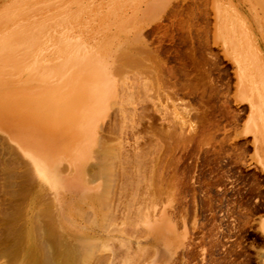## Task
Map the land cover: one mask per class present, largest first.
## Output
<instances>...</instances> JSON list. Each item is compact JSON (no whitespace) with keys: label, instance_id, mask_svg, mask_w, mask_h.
I'll return each mask as SVG.
<instances>
[{"label":"rangeland","instance_id":"obj_1","mask_svg":"<svg viewBox=\"0 0 264 264\" xmlns=\"http://www.w3.org/2000/svg\"><path fill=\"white\" fill-rule=\"evenodd\" d=\"M79 75L80 89L106 96L94 111L87 96L83 121L67 113L66 138L33 112L0 117L13 135L35 130L61 177L69 158L85 155V181L53 191L0 131V167L17 171L3 185L9 172L0 168V216H16L20 238L36 243L28 230L53 220L58 238L95 249L101 259L87 255L90 264H264V0H0V89L65 91ZM3 247L0 264H31Z\"/></svg>","mask_w":264,"mask_h":264},{"label":"bare ground","instance_id":"obj_2","mask_svg":"<svg viewBox=\"0 0 264 264\" xmlns=\"http://www.w3.org/2000/svg\"><path fill=\"white\" fill-rule=\"evenodd\" d=\"M182 40V42L184 41L183 39H181ZM184 42H186V41H184ZM185 44V43H184ZM189 50L188 51H190V48H188ZM187 51V52H188ZM192 51H194L193 49H192ZM128 52V51H127ZM186 52V53H187ZM195 52V51H194ZM183 52H181V53H179L180 55L179 56H182L183 54H182ZM184 53H185V51H184ZM190 53V52H189ZM189 53H187V57H191L192 55H191V53L189 54ZM182 54V55H181ZM191 55V56H189V55ZM200 54H202V52L201 53H199L198 55H200ZM129 55H132V54H128V56ZM135 56H136V54H135ZM184 56H185V54H184ZM200 56H202V55H200ZM124 58L125 57H127V55L125 56H123ZM192 57H195V56H192ZM198 58H201V57H199V56H197ZM128 58V57H127ZM184 58V57H183ZM198 58H193L192 60H194L195 59V61L197 62V60H198ZM203 58V57H202ZM201 58V59H202ZM205 58V57H204ZM133 59H135V58H133ZM161 59V58H160ZM182 59V58H181ZM185 59H187L188 60V64L187 65H189L190 64V60L191 59H188V58H185ZM129 60H130V58H129ZM128 60V61H129ZM191 60V61H192ZM137 61V60H136ZM141 61V60H140ZM186 61V60H185ZM199 61L200 60H198V63H199ZM159 62V61H158ZM195 62V63H196ZM203 62V61H202ZM206 62H208V61H206ZM206 62H205V64H206ZM138 63V62H137ZM204 63V62H203ZM186 64V63H185ZM205 64H203V65H205ZM141 64H140V62H139V66H140ZM162 65V64H161ZM161 65H159V66H161ZM163 65H164V63H163ZM193 65H195L194 64V61L192 62V67H193ZM196 65H197V63H196ZM201 65V64H200ZM186 66V65H185ZM190 66V65H189ZM198 66H195L194 68L196 69ZM201 67H202V65H201ZM161 68H162V66H161ZM193 68V69H194ZM189 70H193V69H191V68H188ZM188 69H187V72H188ZM181 71V70H180ZM177 72H175V74H176ZM180 74H182V76L184 75L182 72H180ZM157 75V74H156ZM162 75V74H161ZM174 75V74H173ZM80 76V78H78V80H77V82H75L74 84H72V86H70L68 89H66L65 91H62V90H56V91H49V90H43V89H33V90H30V91H22V92H13V91H6V90H4V89H0V117L2 116L3 117V115H6V116H8V117H11L10 115H11V113H19V111H25L26 112V117H28L30 120H32V112H33V115H38V116H40L41 118H44V119H46V121H48V122H52V123H54V125L57 127V131L60 133V134H62L64 137L65 136H67L68 135V129H69V126L66 124V122H68V117H67V113H71L74 109H77V110H79V115L78 116H76V118L77 117H79L80 116V118L82 119V121H83V119H84V116H83V114H82V112H81V110H80V108H81V106H82V104H84V103H86V104H88L89 103V100H87L88 99V97L87 96H90L89 98H91V95H92V102H95V103H92L91 101V103H90V105H92V106H88L87 105V107H88V109H90V108H92L94 105L93 104H98V103H101V101H102V98L103 99H105L104 98V96H106V94H104V92H105V90H104V88H102L101 89V86L102 85H99V83H97L96 85H94V88H99V89H101V90H98L97 92H96V89H93V90H87V92H86V89H84L85 91H83L82 89H80L78 86V81H79V83H82V82H84V80H81L83 77H81V75H79ZM83 76V75H82ZM154 76L152 75V78H153ZM159 77H160V74H159ZM158 76H157V78H159ZM196 77H198L197 75H196ZM210 77V76H209ZM156 78V79H157ZM154 79V78H153ZM187 79H189L188 78V73H187ZM173 81V80H172ZM190 81V80H189ZM193 83V87H194V82L193 81H191V84ZM77 85V86H76ZM165 85V84H164ZM167 85V84H166ZM165 85V86H166ZM76 86V87H75ZM66 87V86H65ZM102 87H104V86H102ZM171 88V87H170ZM173 89V88H172ZM103 90V92H101ZM169 90H171V89H169ZM20 91V90H19ZM89 94V95H88ZM103 94V95H102ZM174 94V93H173ZM173 96H175V94L173 95ZM176 98V97H175ZM86 100L88 101V102H86ZM85 104V105H86ZM6 107H5V106ZM99 105V104H98ZM9 108H8V107ZM96 107H97V105H95ZM96 107H95V109H96ZM183 107H185V106H183ZM94 108V107H93ZM94 109V110H95ZM185 109V108H184ZM189 109H193V108H189ZM189 109H187V111L189 110ZM196 109V108H195ZM87 110V109H86ZM93 109H90V111H94ZM143 110H145V109H143ZM143 110H142V112H143ZM176 110V109H175ZM194 110V109H193ZM84 111V110H83ZM88 111V110H87ZM85 111V117H87L86 119L87 120H89L90 119V117L89 116H92V115H90V111ZM196 111V110H195ZM206 111L207 110H205V109H203V112L204 113H206ZM86 112H87V114H86ZM100 112V111H99ZM191 112V111H190ZM197 112V111H196ZM73 113V112H72ZM77 113V112H76ZM94 112H92V114H93ZM198 113V112H197ZM201 113V112H200ZM204 113H202V114H204ZM29 114V115H28ZM101 114V113H100ZM165 114V113H164ZM187 114H189V113H187ZM195 114V112L193 113V114H191V115H194ZM198 115V114H197ZM197 115H195V117L197 116ZM205 117V116H204ZM203 117V120H204V124H205V121L206 122H208L207 120V118L205 117L204 118ZM61 118V119H60ZM89 118V119H88ZM80 119V120H81ZM73 121V120H72ZM75 121V120H74ZM179 121V120H178ZM184 121V120H183ZM187 121V120H186ZM188 121H189V117H188ZM187 121V122H188ZM198 121L199 122H201L202 120H201V118H199L198 119ZM256 120H254L253 119V122H255ZM76 122V121H75ZM172 122V121H171ZM203 122V121H202ZM201 122V125L203 124ZM257 122V121H256ZM255 122V124H257L258 125V123H256ZM69 123V122H68ZM78 123V122H77ZM197 123V122H196ZM69 124H71V123H69ZM89 124V123H88ZM175 124V123H174ZM186 124V123H185ZM71 125H73V122H72V124ZM134 125V124H133ZM194 125V124H193ZM207 125V124H206ZM257 125H255V126H257ZM81 130H83V131H85V128H84V126H83V123H82V126L80 125H77ZM177 126V125H176ZM183 126V125H182ZM198 126H199V124H198ZM260 126V125H259ZM172 127V126H171ZM181 127V126H180ZM188 127V126H187ZM258 127V126H257ZM182 128H184V127H182ZM182 128H180L181 129V133H182ZM193 128V127H192ZM76 129V126L74 125L73 126V130H75ZM179 129V130H180ZM203 129V128H202ZM205 129H206V127H205ZM81 130H80V132H81ZM172 130H174V129H172ZM178 130V129H177ZM197 130H199V129H197ZM0 131H3L4 133H5V135H6V137H7V139H9V140H11V141H13L14 143H15V145H16V147H15V149L20 153H18V152H16L17 154H19L20 155V157L22 156V157H24V158H26V160H24V164L25 163H27V161L30 163V165H31V170L33 171V172H31L32 174L31 175H36L43 183H45L46 185H48L53 191H60V189L62 188V186H64V187H67V186H69V184H76V182L77 183H79V180H81V182L83 183L84 181H85V178H84V172H83V166H84V161L83 160H81V159H84V157H85V155L84 154H81L80 155V153L79 154H77L74 158L72 157V159L71 158H69V160H68V162H69V172H68V174L67 175H65V176H60V175H58L57 174V172L56 171H54L53 170V160L51 159V154H50V149L48 148V146L45 144V142H39V139L40 138H38V134H37V132L35 131V130H32V132H31V134H30V136L29 135H25L26 133H24V132H21L20 134H18V133H15L16 135H13L14 133H13V131H12V129L8 126V125H6V127H4L3 126V123L0 121ZM34 131V132H33ZM78 131V128L76 129V132ZM188 131H190V129L188 130ZM200 131V130H199ZM198 131V132H199ZM202 131V130H201ZM200 131V132H201ZM264 131V130H263ZM175 133H176V131H174ZM174 132L172 131H170V133H173L174 134ZM184 132V131H183ZM186 132V131H185ZM191 132H192V130H191ZM190 132V133H191ZM195 132V131H194ZM197 132V135L199 134ZM203 132V131H202ZM201 132V133H202ZM204 132H206V131H204ZM78 133V132H77ZM179 133V132H178ZM177 134L178 136L176 137L177 139H179V138H181L182 137V134ZM187 133V132H186ZM169 135V136H171V138L173 137V136H176L175 134L174 135ZM180 135H181V137H180ZM200 135V134H199ZM28 136H29V138H28ZM78 136H79V134H78ZM85 137H86V135H84ZM263 136V135H262ZM40 137V136H39ZM80 137V136H79ZM141 137V136H140ZM188 136H184V137H182V138H184V139H186ZM204 137H205V135H204ZM204 137H203V139H204ZM66 138V137H65ZM87 138V137H86ZM155 138V137H154ZM170 138V137H169ZM181 138V139H182ZM30 139V140H29ZM83 139V138H82ZM164 139V138H163ZM180 139V140H181ZM184 139H182V140H184ZM188 139V138H187ZM187 139H186V141H187ZM191 139V138H190ZM188 140V141H191V140ZM4 140V139H3ZM85 140V139H84ZM169 140V139H168ZM179 140V141H180ZM175 141H177V142H179L178 140H175ZM185 141V140H184ZM85 142V141H84ZM159 142H160V140H159ZM103 143V142H102ZM174 143V142H173ZM181 143H183V142H181ZM189 143V142H188ZM168 144V143H167ZM185 144V143H184ZM170 145V144H169ZM175 145V144H174ZM3 148H4V146H2ZM1 146H0V148H2ZM6 147V146H5ZM10 147V146H9ZM9 147H7V148H9ZM166 147V146H165ZM168 147V146H167ZM171 147V146H170ZM5 149V148H4ZM10 149H11V147H10ZM108 150V149H107ZM107 150H106V152H107ZM145 150V149H144ZM4 151V150H3ZM7 151H8V149H7ZM11 151V150H10ZM9 151V152H10ZM53 151V150H52ZM60 151V150H59ZM87 151V150H86ZM91 151V150H90ZM165 151V150H164ZM4 152H6V151H4ZM7 153V152H6ZM57 153H59V152H57ZM56 153V154H57ZM8 154V153H7ZM54 154V153H53ZM108 154H109V152H108ZM119 154V153H118ZM9 155H11V154H9ZM8 155V156H9ZM94 155V154H93ZM115 155V154H114ZM15 156V155H14ZM104 156V155H103ZM132 156V155H131ZM138 156V155H137ZM163 156V155H162ZM5 157V156H4ZM10 157H12V155L10 156ZM18 156H16V158H17ZM21 157V158H22ZM93 156L91 155V158H92ZM16 158H14L15 160H16ZM21 158H20V160H21ZM103 158V157H102ZM116 158V157H115ZM136 158V157H135ZM10 159V158H9ZM23 159V158H22ZM121 159V161L122 162H124L122 159L123 158H120ZM120 159H119V161H120ZM138 159H140V157H138ZM156 159V158H155ZM12 160V159H11ZM18 162H19V157H18ZM95 160V159H94ZM100 160V159H99ZM115 160V159H114ZM118 160V159H117ZM23 161V160H22ZM21 161V162H22ZM105 161V160H104ZM120 161V162H121ZM139 161V160H138ZM8 162L10 163V161L8 160ZM92 162V161H91ZM96 161H94V163H95ZM98 162H100V161H98ZM121 162V163H122ZM137 162V161H136ZM15 163V162H14ZM94 163H93V165H94ZM120 163V165H123V164H121ZM140 163H141V161H140ZM1 164V163H0ZM4 164H5V162H4ZM4 164H2V166H5ZM12 164V166H15V164H13V163H11ZM56 164V163H55ZM96 164V163H95ZM100 164V163H99ZM102 164V163H101ZM104 164V163H103ZM124 164H125V162H124ZM127 164V163H126ZM131 163H129V165H130ZM162 164V163H161ZM18 165V164H17ZM23 165V164H22ZM170 165V164H169ZM1 166V167H2ZM25 166L26 167H28V164H25ZM126 166V165H125ZM128 166V165H127ZM0 167V168H1ZM8 167V166H7ZM9 167H11V166H9ZM8 167V168H9ZM23 167H24V165H23ZM96 167H98V166H96ZM111 167V166H110ZM113 167V166H112ZM133 167V166H132ZM2 168H4V167H2ZM1 168V169H2ZM15 167H13V168H11V171H13L12 169H14ZM93 168V167H92ZM122 168L124 169V167L122 166ZM122 168H121V170H122ZM167 168V167H166ZM1 169H0V171H1ZM10 169V168H9ZM18 169V168H17ZM21 169V168H20ZM29 169V168H28ZM86 169V168H85ZM99 169V168H98ZM100 169H101V167H100ZM115 169V168H114ZM125 169H127V168H125ZM156 169V172H157V168H155ZM155 169H154V171H155ZM3 170H5L6 171V169L4 168ZM3 170H2V172H0V173H3ZM16 170V169H15ZM27 170V169H26ZM26 170H24L25 171V176H26V178H27V176H29L30 174H29V170H27V172H26ZM97 170V169H96ZM103 170H104V165H103V168L101 169V172L103 173ZM112 170V169H111ZM121 170L119 169V171L118 172H121ZM131 170V169H130ZM61 171V170H60ZM91 171H93V169L91 170ZM104 171H106V170H104ZM123 171V170H122ZM135 171V170H134ZM139 171V170H138ZM154 171H153V174L154 175H152V177L153 176H156L155 175V173H154ZM7 172H9V176H8V179L6 180V183H4L2 180L0 181V184H2L1 182H3L4 184L3 185H5V184H7V181L10 179V177L12 176V177H14V176H16V172H12V173H10V170H7L5 173L7 174ZM99 172H100V170H99ZM108 172V171H107ZM109 172H110V170H109ZM113 172V171H112ZM162 172V171H161ZM14 173V175H10V174H13ZM34 173V174H33ZM90 173V172H89ZM98 173V172H97ZM123 173V172H122ZM125 173V172H124ZM123 173V174H124ZM4 174V173H3ZM18 174V173H17ZM29 174V175H28ZM93 174H94V172H93ZM96 174V173H95ZM105 174V173H104ZM107 174V173H106ZM106 174H105V176H106ZM120 174V173H119ZM126 174V173H125ZM143 174V173H142ZM157 174V173H156ZM160 174V170L158 171V175ZM172 174V173H171ZM2 175V174H1ZM5 175V174H4ZM3 175V178L5 177ZM31 175H30V177H31ZM126 175H128V172H127V174ZM130 175V174H129ZM161 175V174H160ZM18 177H19V174L17 175ZM94 176V175H93ZM143 176V175H142ZM142 176H140L141 178H143V180H144V176L142 177ZM172 175H170V177H171ZM7 177V176H6ZM6 177H5V179H6ZM11 177V178H12ZM34 176H32L31 178H33ZM119 177V176H118ZM121 177V176H120ZM123 177V176H122ZM148 177V176H147ZM147 177H145V178H147ZM150 177V176H149ZM151 177V178H152ZM100 178V177H99ZM111 178H113V175H112V177ZM157 178V177H156ZM177 178V177H176ZM13 179V178H12ZM131 179V178H130ZM171 179H173V178H171ZM108 180H110V179H108ZM117 180V179H116ZM120 180V179H119ZM122 180V179H121ZM126 180L127 179H124V181L126 182ZM150 180V179H149ZM160 180V179H159ZM166 180V179H165ZM175 180V179H174ZM11 181V180H10ZM21 182L20 183H25V182H22V180H20ZM131 181V180H130ZM129 181V182H130ZM146 181V180H145ZM144 181V182H145ZM151 181V183H152V180H150ZM153 181H154V179H153ZM161 181V180H160ZM167 181V180H166ZM178 181V180H177ZM9 182V181H8ZM111 182H114V179H113V181H111ZM125 182L123 183V184H125ZM127 182H128V180H127ZM132 182H135V181H132ZM131 182V184H133ZM147 182H148V180H147ZM146 182V183H147ZM158 182V181H157ZM170 182H173V180L171 181H169V183ZM175 182V181H174ZM15 183V182H14ZM19 183V185H21ZM122 183V182H121ZM150 183V182H149ZM154 183V182H153ZM156 183V182H155ZM177 183V182H176ZM8 184H10V183H8ZM26 184H28V183H26ZM130 184V185H131ZM168 184V183H167ZM171 185H173L172 183H170ZM11 185V184H10ZM14 185V184H13ZM18 185V184H17ZM107 185V183L104 185V186H106ZM113 185V184H112ZM112 185H111V187H112ZM130 185H128V183H127V187H129ZM134 185H136V184H134ZM174 185H175V183H174ZM16 186V185H15ZM125 186V185H124ZM148 186V185H147ZM160 186V185H159ZM165 186V185H164ZM168 186H170V185H168ZM19 187V186H18ZM22 185H21V190H23L24 189V187H23V189H22ZM137 187V186H136ZM175 187V186H174ZM14 188V187H13ZM108 188V187H107ZM121 188V187H120ZM125 188V187H124ZM130 188V187H129ZM128 188V189H129ZM133 188H134V186H133ZM132 187H131V189H133ZM147 188V187H146ZM149 188V187H148ZM162 188V187H161ZM170 188V187H169ZM18 189V188H17ZM19 189V190H20ZM104 189H105V187H104ZM126 189V188H125ZM131 189H130V191H131ZM164 189V188H163ZM174 189V188H173ZM121 190V189H120ZM127 190V189H126ZM145 190V189H144ZM149 190V189H148ZM170 190V189H169ZM107 191V190H106ZM122 191V190H121ZM124 191V190H123ZM150 191H151V189H150ZM163 191H165V190H163ZM3 192V191H2ZM2 192L0 191V193H1V195H2ZM12 192H14L13 190H12ZM4 193V192H3ZM15 193V192H14ZM117 193V192H116ZM121 193V192H120ZM131 193H133V191L131 192ZM137 193V192H136ZM151 193H152V191H151ZM11 193H9V195H10ZM16 194V193H15ZM124 194H125V192H124ZM135 194V193H134ZM143 194V193H142ZM156 194V193H155ZM7 195H8V193H7ZM9 195H8V197H9ZM14 194L12 193V196H13ZM119 195V194H118ZM121 195V194H120ZM171 195V194H170ZM173 195V194H172ZM4 196V195H3ZM11 196V195H10ZM14 196H17V195H14ZM13 196V197H14ZM142 196H144V195H142ZM18 197V196H17ZM17 197H15V198H17ZM20 197V196H19ZM17 198V199H22L21 197L20 198ZM116 198V197H115ZM141 198H144V197H141ZM146 198V197H145ZM155 198V197H154ZM1 199H3L2 197H1ZM16 199V200H17ZM118 199V198H117ZM134 199V198H133ZM132 199V200H133ZM148 199H149V197H148ZM11 200H12V197H11ZM107 199H105V201H106ZM119 200V199H118ZM145 200V199H144ZM144 200H142V201H144ZM152 200V199H151ZM15 201V200H14ZM19 201V200H18ZM148 201H150V199L148 200ZM155 201V200H154ZM1 202H2V200H1ZM16 202V201H15ZM15 202H13L12 201V205H14L15 204ZM21 201H19V203H20ZM117 203H118V201H116ZM115 202V203H116ZM120 202V201H119ZM19 203H17L16 202V204L18 205ZM107 203V202H106ZM112 203V202H111ZM116 203V204H117ZM121 203V202H120ZM147 203V202H146ZM150 203V202H149ZM4 204V203H3ZM16 204L14 205V206H16ZM145 204V203H144ZM21 205V204H20ZM148 205V204H147ZM147 205H144V206H146V207H149V206H147ZM116 206V205H115ZM120 206V205H119ZM152 206V205H151ZM154 206H155V204H154ZM4 207V206H3ZM3 207H2V209H3ZM18 208V210H21L22 211V209H19V207H17L16 206V209ZM20 208H22V206L20 207ZM54 208V207H53ZM105 208V207H104ZM119 208V207H118ZM143 208H145V207H143ZM167 208V207H166ZM139 209L141 210V208L139 207ZM0 210H1V208H0ZM6 210V209H5ZM49 210V209H48ZM51 210V209H50ZM146 210V209H145ZM144 210V211H145ZM152 210V209H151ZM148 211H150V210H148ZM148 211H146V212H148ZM6 212V211H5ZM109 212V211H108ZM111 212H116V211H111ZM140 212L141 211H139V214H138V216H140L141 214H140ZM156 212V211H155ZM157 212H158V210H157ZM2 213H4L3 211H2ZM46 213H47V211H46ZM48 213H49V211H48ZM141 213H143L142 215L144 216V217H147L145 214H144V212H143V210H142V212ZM52 215L53 213H52V211H51V213H49L48 214V216L49 215ZM112 214V213H111ZM114 214V213H113ZM113 214H112V216H113ZM148 214V213H147ZM149 214H151L152 215V213H149ZM2 215H5V214H2ZM2 215L0 216V217H2ZM40 215V214H39ZM51 215L49 216V222L52 220V219H54V220H56V218H55V216L52 218L51 217ZM141 215V216H142ZM155 215V214H154ZM157 215V214H156ZM45 216V215H44ZM106 216V215H105ZM109 216V215H108ZM111 216V215H110ZM140 216V217H141ZM149 216V215H148ZM7 216L5 215V216H3V218H4V220L3 219H1L0 218V220L1 221H3V222H0V223H2L1 225H2V227H3V224L5 223V225H4V227H3V229L0 231V245L2 244V243H4L5 244V247L7 246H14V252H13V255L12 256H14V257H17V259L20 257V255H22L23 253H24V257L28 260V261H26V262H28L29 263V261L31 262V264H84V258H87L86 256L88 255V257H89V255H94L95 257L97 256L96 254H95V249H93L94 250V254H93V252H92V254L90 253V251H92V247L90 248L89 246L87 247V244H89V242L87 243V242H85L84 240L85 239H81L80 241H79V239L78 240H76V241H73V242H67L65 239L63 240L61 237L60 238H58L59 236H58V232L57 231H59V230H57L58 229V227H57V224H56V227L54 228V226H55V224L53 225L51 222H55V221H51L49 224H46V223H38V224H36V222H35V224H36V226H34V225H32L33 227V229H30V230H28V235H27V237H28V239H30V236H35L36 237V239L34 240L36 243H34V244H28V242L27 241H25V240H23V239H21L20 238V236L22 237V235H21V227L17 224V218H16V216L15 215H11L10 217H8V218H6ZM50 217H51V220H50ZM149 217H151V216H149ZM106 218H107V216H106ZM110 218V217H109ZM111 218H113V217H111ZM115 218V217H114ZM152 218V217H151ZM143 219V218H142ZM150 219V218H149ZM7 220V221H6ZM48 220V217H47V219H46V222H48L47 221ZM104 220V219H103ZM106 220V219H105ZM105 220L103 221L104 223H106V222H108L109 221V219L105 222ZM113 220V219H112ZM111 220V221H112ZM116 220V219H115ZM127 220V219H126ZM125 220V221H126ZM144 220V219H143ZM150 220H152V219H150ZM5 221V222H4ZM38 221V220H37ZM146 221V220H145ZM101 222H102V219H101ZM102 222V223H103ZM129 222V221H128ZM32 223V222H31ZM109 223V222H108ZM108 223H106L107 225H108ZM131 222H129L128 224H130ZM144 223V222H143ZM110 224H113V222L112 223H110ZM132 224V223H131ZM0 225V226H1ZM53 225V226H52ZM117 225V224H116ZM154 225H156V224H154ZM105 227H108V226H105ZM155 227V226H154ZM0 229H1V227H0ZM105 229V228H104ZM117 229V228H116ZM260 229H261V231L264 233V220H261L260 221ZM114 230H115V227H114ZM113 230V231H114ZM146 230H148V229H146ZM23 231V230H22ZM116 231V230H115ZM60 232V234L62 233L61 231H59ZM111 232H112V229H111ZM23 234V233H22ZM59 234V235H60ZM12 235H14L15 236V238H12ZM61 236H62V234H61ZM64 236V235H63ZM24 237H26V236H24ZM75 239V238H74ZM27 240V239H26ZM37 240V241H36ZM88 240V239H87ZM83 242V243H82ZM202 245V244H201ZM5 247H3V248H5ZM101 248V247H100ZM89 249H91V250H89ZM13 251V250H12ZM5 252V251H4ZM2 253V252H1ZM22 253V254H21ZM90 253V254H89ZM99 254V253H98ZM3 255V254H2ZM9 255H11V254H9ZM258 255V254H257ZM89 257L90 259H92V257ZM11 257V256H10ZM99 256H97V258H98ZM100 258V257H99ZM104 258H106L105 256H104ZM103 258V259H104ZM88 259V258H87ZM86 259V261L89 263L91 260L90 259H88L87 260ZM101 259V258H100ZM90 260V261H89ZM99 260V259H98ZM106 260H107V258H106ZM105 260V262H104V260H103V264H107V261ZM101 261V260H100ZM91 263V262H90ZM89 263V264H90ZM100 263V262H99ZM86 264V263H85ZM94 264V263H93Z\"/></svg>","mask_w":264,"mask_h":264}]
</instances>
